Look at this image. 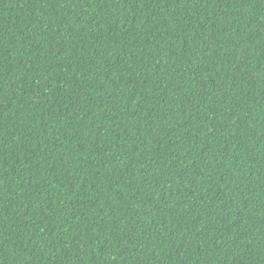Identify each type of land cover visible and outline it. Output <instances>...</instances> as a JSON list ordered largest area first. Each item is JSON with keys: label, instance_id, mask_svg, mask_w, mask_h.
<instances>
[{"label": "trees", "instance_id": "16d2710c", "mask_svg": "<svg viewBox=\"0 0 264 264\" xmlns=\"http://www.w3.org/2000/svg\"><path fill=\"white\" fill-rule=\"evenodd\" d=\"M0 264H264V0H0Z\"/></svg>", "mask_w": 264, "mask_h": 264}]
</instances>
